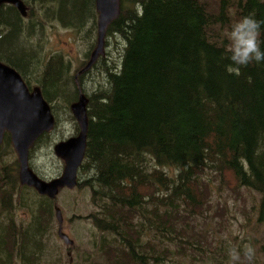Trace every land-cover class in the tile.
Returning <instances> with one entry per match:
<instances>
[{"label": "trees", "instance_id": "obj_1", "mask_svg": "<svg viewBox=\"0 0 264 264\" xmlns=\"http://www.w3.org/2000/svg\"><path fill=\"white\" fill-rule=\"evenodd\" d=\"M21 1L27 17L12 5L0 12V60L19 72L30 89L26 76H40L37 82L56 126L61 103L73 117L72 104L81 93L88 98L87 147L77 187L88 188L99 208L90 220L103 235L98 254L105 264H195V244L206 260L205 248L218 252L213 240L190 224L191 216L214 220L227 211L218 205L208 215L214 207L203 179L208 173L221 187L259 195L257 224L264 225V62L236 75L228 71L227 58L231 8L237 21L254 14L264 22V0L228 6L224 0L218 14L199 0H121V14L105 38V46L109 38L122 41L119 60L100 56L77 81L61 57L42 67L32 39L49 23L80 33L91 26L93 53L98 45L96 0ZM40 14L42 19H35ZM260 31L264 49V23ZM92 73L105 83L87 95L83 86ZM50 136L43 135L35 146ZM5 144H12L8 133L0 149ZM19 171L18 160L12 166L0 162V259L9 264L15 255L21 264H39L54 201L38 196L33 222L15 223L17 202L28 208L26 199H32L26 193L22 200L21 192L36 193L22 187ZM147 231L161 237L159 247L157 238L143 241ZM173 244L174 249L167 247Z\"/></svg>", "mask_w": 264, "mask_h": 264}, {"label": "rangeland", "instance_id": "obj_2", "mask_svg": "<svg viewBox=\"0 0 264 264\" xmlns=\"http://www.w3.org/2000/svg\"><path fill=\"white\" fill-rule=\"evenodd\" d=\"M199 1L207 4L212 13L218 14L223 4L222 1L224 0ZM225 1L228 6L236 3L238 0ZM236 18V12L231 8L230 19L232 25L237 22ZM35 19H42L41 14ZM90 27L91 26L87 27L88 29H86L85 32L80 33L75 29H66L58 23H49L45 25L42 33L32 39V44H34L36 49L35 51H40L41 53V60L43 61L42 67L46 66L51 58L61 57L64 63L69 65L70 77L76 80L78 72L82 71L81 69L84 63L89 60L87 56H90L94 49L92 44L94 42L93 35L89 34ZM121 44L122 41L120 38H109L108 46H105L103 56L108 58L109 61H118L121 53ZM20 45H22V43H19V46ZM26 52L27 55H29V53L32 54L31 50L28 48ZM44 69L41 71H44ZM32 71L35 70L32 69ZM39 77L40 76L34 75V73L26 76L31 91L39 87ZM86 80L87 82L83 88L87 95L95 94L99 87H103L104 85L102 84L105 83L103 77L99 78L96 73L90 74ZM64 106L65 105L61 103V111L59 110L58 113L60 121L51 133L52 136L43 139L39 143V146H35L34 150H32L33 152L30 153L31 168L45 181H50L61 176L64 170L63 162L54 152L55 146L62 141L76 137L80 131H78L79 126L72 112L71 114L73 117L64 110ZM57 109H59L58 104ZM16 160H18V155L14 150L13 144H5L3 149H0V162L3 163L4 166H12ZM168 170L172 171L173 169ZM203 179L209 185L211 190V202L214 205L213 210L209 212L208 215H213L218 205H226L227 211L223 218L217 216L214 220L197 216L190 217V224L196 226L198 232L208 235L209 239L213 240L214 245L219 248V251L215 253H210L211 251L205 248L203 252L208 255L206 260L204 256L198 254L200 246L195 244L193 248L196 250L194 251L196 255L195 264H228L229 249H242L244 244H251L256 249L254 264H264V225L257 224L260 196L247 189H241L236 193L228 187H221L220 180L210 173L205 175ZM34 191L37 193L36 190ZM26 193L32 195V199L29 198L28 201L26 199V203H28L29 207L27 208L25 203H21L22 207L19 208L20 203L17 202V208L13 213L15 223L18 225L21 223L27 224L33 222L35 218V208L34 211L32 208L33 204L40 201L38 196L43 197L38 193H33L32 190H28L27 192L25 189L21 192V195H23L22 200ZM55 205L62 210L64 216V232L75 242L74 247L66 246L59 237V223L56 219ZM52 206L54 209L53 219L44 240L46 253L39 264H70L68 257L69 253H72L74 260L73 264H105L98 254L103 235L94 226L93 220H90V217L97 214L99 211V208L93 203L92 192L88 188L82 186V184L74 189H63L60 191ZM244 211L248 213L247 216L244 214ZM1 215L0 212V221ZM144 234V242L152 243L156 241L157 238V246H160L161 237L159 235L155 234L156 238H153L154 232L151 233L147 231L144 232ZM110 242L114 245L115 237H110ZM167 247L174 249V244L167 245ZM1 261L0 259V264H2ZM8 263L21 264L18 256L15 255ZM166 264H190V261L186 260L184 262H179L176 260L175 262H167Z\"/></svg>", "mask_w": 264, "mask_h": 264}, {"label": "water", "instance_id": "obj_3", "mask_svg": "<svg viewBox=\"0 0 264 264\" xmlns=\"http://www.w3.org/2000/svg\"><path fill=\"white\" fill-rule=\"evenodd\" d=\"M5 5L16 7L23 17L28 8L21 0H0V12ZM98 13V45L87 66L76 77L86 73L104 55L105 38L108 28L121 14V0H96ZM88 98L81 93L78 102L71 106L72 114L78 123L79 133L66 141L58 143L54 152L65 163L64 171L58 178L50 181L41 179L30 167L29 154L36 142L44 134L55 128V117L50 104L44 99L39 87L29 89L19 72L0 60V145L5 133H9L20 164L19 179L22 186L33 188L41 196L56 200L63 189H74L78 185V171L85 157L88 133ZM58 234L68 247L75 242L64 232L62 210L55 205ZM73 264L72 253L68 254Z\"/></svg>", "mask_w": 264, "mask_h": 264}, {"label": "clouds", "instance_id": "obj_4", "mask_svg": "<svg viewBox=\"0 0 264 264\" xmlns=\"http://www.w3.org/2000/svg\"><path fill=\"white\" fill-rule=\"evenodd\" d=\"M254 14L242 17L230 29L228 34V71L240 74V69L252 63L264 62V49L261 47V24ZM256 249L244 244L242 249L230 248L228 264H254Z\"/></svg>", "mask_w": 264, "mask_h": 264}, {"label": "flooded vegetation", "instance_id": "obj_5", "mask_svg": "<svg viewBox=\"0 0 264 264\" xmlns=\"http://www.w3.org/2000/svg\"><path fill=\"white\" fill-rule=\"evenodd\" d=\"M7 133H5V135H6ZM9 134V133H8ZM62 161V160H61ZM63 162V161H62ZM63 164H64V166H65V163L63 162ZM60 177V176H59Z\"/></svg>", "mask_w": 264, "mask_h": 264}]
</instances>
